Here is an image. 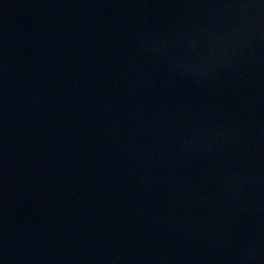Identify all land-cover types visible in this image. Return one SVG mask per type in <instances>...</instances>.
Here are the masks:
<instances>
[{"label": "water", "instance_id": "obj_1", "mask_svg": "<svg viewBox=\"0 0 264 264\" xmlns=\"http://www.w3.org/2000/svg\"><path fill=\"white\" fill-rule=\"evenodd\" d=\"M0 264H264V0H0Z\"/></svg>", "mask_w": 264, "mask_h": 264}]
</instances>
